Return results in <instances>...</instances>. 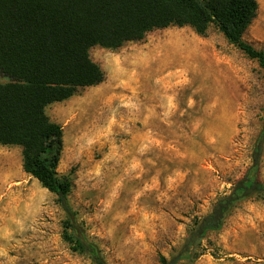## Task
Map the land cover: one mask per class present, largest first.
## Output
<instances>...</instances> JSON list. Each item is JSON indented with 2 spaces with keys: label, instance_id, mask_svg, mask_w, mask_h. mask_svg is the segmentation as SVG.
<instances>
[{
  "label": "rangeland",
  "instance_id": "374dc122",
  "mask_svg": "<svg viewBox=\"0 0 264 264\" xmlns=\"http://www.w3.org/2000/svg\"><path fill=\"white\" fill-rule=\"evenodd\" d=\"M256 2L242 38L264 51ZM89 54L104 80L46 107L63 130L57 171L70 174L69 202L107 264H161L249 166L264 72L213 24L156 28ZM65 218L23 171L21 147L0 144V264H93L63 239ZM176 264H264V195L239 202L197 257Z\"/></svg>",
  "mask_w": 264,
  "mask_h": 264
},
{
  "label": "trees",
  "instance_id": "16d2710c",
  "mask_svg": "<svg viewBox=\"0 0 264 264\" xmlns=\"http://www.w3.org/2000/svg\"><path fill=\"white\" fill-rule=\"evenodd\" d=\"M256 9V0H0V144L20 146L23 171L55 194L66 217L62 236L72 250L107 264L69 202L71 176L57 171L63 130L46 107L104 80L90 48L114 49L169 25L204 34L213 24L264 72V51L242 38ZM263 146L264 117L249 166L206 214L194 217L181 248L170 258L161 255V264L197 257L201 240L219 230L239 202L264 195Z\"/></svg>",
  "mask_w": 264,
  "mask_h": 264
}]
</instances>
